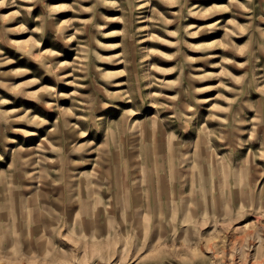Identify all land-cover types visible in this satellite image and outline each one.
Instances as JSON below:
<instances>
[{"label": "rangeland", "instance_id": "1", "mask_svg": "<svg viewBox=\"0 0 264 264\" xmlns=\"http://www.w3.org/2000/svg\"><path fill=\"white\" fill-rule=\"evenodd\" d=\"M0 264H264V0H0Z\"/></svg>", "mask_w": 264, "mask_h": 264}]
</instances>
